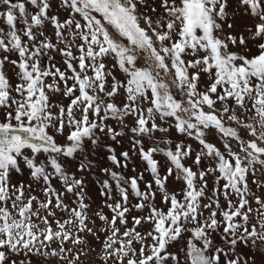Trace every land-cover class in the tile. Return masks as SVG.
<instances>
[{
	"label": "snow or ice",
	"instance_id": "obj_1",
	"mask_svg": "<svg viewBox=\"0 0 264 264\" xmlns=\"http://www.w3.org/2000/svg\"><path fill=\"white\" fill-rule=\"evenodd\" d=\"M89 237L264 264V0H0V264H88Z\"/></svg>",
	"mask_w": 264,
	"mask_h": 264
},
{
	"label": "rangeland",
	"instance_id": "obj_2",
	"mask_svg": "<svg viewBox=\"0 0 264 264\" xmlns=\"http://www.w3.org/2000/svg\"><path fill=\"white\" fill-rule=\"evenodd\" d=\"M60 61H61V58L59 57V56H57L56 57V63L58 64V65H60ZM6 70H8L7 69V66H6ZM9 75L11 76V72H10V70H9ZM241 135L243 136V135H245V133H243V132H241ZM210 139H213L212 137H210ZM189 142H191V141H189ZM213 142H216L217 143V146L218 147H221V149H222V144L219 142V136H218V134L215 136V138L213 139ZM223 150V149H222ZM129 174H131V173H129ZM39 194V193H38ZM102 202V198H97V204H99V203H101ZM157 202H159V201H157ZM221 203H222V205L224 204V201H223V197H221ZM94 207H95V205H94ZM105 211V213L107 214L108 213V210L107 209H105L104 210ZM146 213H136V212H133V215H145ZM129 227H131V219L129 218ZM147 225L144 227V228H141L140 229V231H146L147 230ZM123 230V229H122ZM90 241H92V238L91 237H89L88 238ZM92 243H93V247L96 249V251L92 254V256H91V258H90V260L88 261V264H101V262H100V260H99V255L97 254V253H99L100 252V245H99V243H96V242H94V241H92ZM70 246V245H69Z\"/></svg>",
	"mask_w": 264,
	"mask_h": 264
}]
</instances>
